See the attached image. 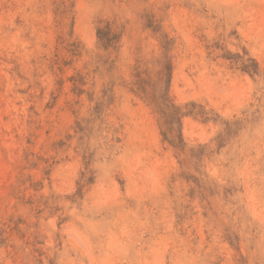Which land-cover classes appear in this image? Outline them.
<instances>
[{
	"label": "rangeland",
	"instance_id": "obj_1",
	"mask_svg": "<svg viewBox=\"0 0 264 264\" xmlns=\"http://www.w3.org/2000/svg\"><path fill=\"white\" fill-rule=\"evenodd\" d=\"M61 1L0 0V264H264V0H67L65 24ZM165 54L174 103L216 120L182 118L184 153L130 91Z\"/></svg>",
	"mask_w": 264,
	"mask_h": 264
},
{
	"label": "trees",
	"instance_id": "obj_2",
	"mask_svg": "<svg viewBox=\"0 0 264 264\" xmlns=\"http://www.w3.org/2000/svg\"><path fill=\"white\" fill-rule=\"evenodd\" d=\"M55 14L59 18L61 24H65L68 16L72 17V4L67 0H62L61 3L55 7ZM146 27L151 28L155 33L159 32L160 26L154 20L153 16L146 15ZM161 33V32H160ZM122 32L112 24L111 22L99 21L96 25V38L104 50L110 48L114 49L119 46ZM161 37L163 38V46L167 49L170 45V39L165 32H162ZM71 37V31L68 35ZM72 46L71 51L75 54L79 51V45L76 42L70 44ZM225 59L230 60L238 65L241 71L250 75H256L259 73L258 63L251 58L246 52L243 54H227L223 56ZM172 70V61L165 54L160 61V68L156 72L155 76L148 74L146 71H138L135 75V81L133 82L130 91L137 96L142 102L149 106L157 116V122L159 126L160 135L162 140L173 147L180 153L185 151V141L182 135V118L187 114L199 115L204 121L212 120L216 121L215 118H210L207 112L202 108L195 110L193 107L194 103H190V109H184L183 107L174 103L169 94V84ZM74 88L82 87L84 82L82 80H74ZM106 100V104H110L112 99L111 92L103 93V101ZM103 103H97L94 107V113L99 118L101 115ZM227 133L230 131V122H224ZM79 131L82 127L79 126ZM223 140L222 134H219L218 141ZM92 177H86L79 184L78 190L81 191L82 187L91 183ZM231 242L230 238H228Z\"/></svg>",
	"mask_w": 264,
	"mask_h": 264
}]
</instances>
